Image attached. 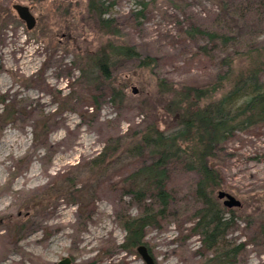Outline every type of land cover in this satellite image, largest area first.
<instances>
[{
	"label": "rangeland",
	"instance_id": "obj_1",
	"mask_svg": "<svg viewBox=\"0 0 264 264\" xmlns=\"http://www.w3.org/2000/svg\"><path fill=\"white\" fill-rule=\"evenodd\" d=\"M89 1L0 0V264H56L64 258L72 264H145L136 250L119 249L125 238L115 222L119 204L124 202L131 216L138 209L109 186L123 183L129 162L119 155L106 167L90 163L107 142L113 145L111 139L149 123L168 125L158 81L207 87L224 71L227 52L238 51L188 33L191 27L221 30L224 0H106L116 35L98 29ZM15 4L35 17L32 30L17 17ZM247 39L242 37V43ZM256 40L264 41V32ZM108 41L133 47L140 59L152 61L149 67L118 61L106 89L101 87L94 115L91 96L99 92L80 70ZM201 46L213 48L210 55ZM215 168L222 184L212 200L226 218L234 217L226 238L245 244L229 264H264V124L236 133ZM178 171L169 186L182 207L162 227L146 232L154 264H201L211 257L191 235L196 220L188 200L195 177ZM219 192L240 207H224ZM86 214L90 220L79 224Z\"/></svg>",
	"mask_w": 264,
	"mask_h": 264
},
{
	"label": "trees",
	"instance_id": "obj_2",
	"mask_svg": "<svg viewBox=\"0 0 264 264\" xmlns=\"http://www.w3.org/2000/svg\"><path fill=\"white\" fill-rule=\"evenodd\" d=\"M106 3V0H90L88 13L101 32L116 35L117 25L109 16L111 4ZM222 12L226 24L221 30L191 27L188 31L192 37L206 39L225 51L237 47L234 55L227 52L222 59V74L207 87L177 88L158 81L168 125L160 128L149 123L141 131L111 139L109 142H114L113 145L107 142L101 154L90 163L93 167H106L119 155L129 162L131 171L123 183L109 184L112 192L119 198H128L138 209V215L131 216L124 209L125 203L119 204L115 222L125 232L124 242L119 246L121 251L131 252L145 246L150 254L145 241L147 230L159 229L164 220L176 216L175 211L182 207V199L169 186L178 169L195 177L192 197L188 200L193 201L196 220L191 235L198 236L202 251L211 255L203 257L201 264H229L244 252V243L236 245L227 240L234 217L224 216L223 210L213 202L212 194L222 184L215 167L223 146L236 133L264 124V41L256 40L264 32V0H224ZM242 37L248 38L244 44ZM212 49L199 47L206 56ZM121 60L139 61L144 67H149L152 61L140 59L133 47L111 41L100 45L85 59L80 70L82 77L99 92L91 96L94 115L100 109L99 99L106 89L105 82L110 80L111 69ZM219 91L222 95L213 100ZM3 113L6 115L7 111ZM10 119L8 115L5 122ZM89 220L86 214L79 224L85 225Z\"/></svg>",
	"mask_w": 264,
	"mask_h": 264
},
{
	"label": "water",
	"instance_id": "obj_3",
	"mask_svg": "<svg viewBox=\"0 0 264 264\" xmlns=\"http://www.w3.org/2000/svg\"><path fill=\"white\" fill-rule=\"evenodd\" d=\"M62 1L67 2V1H74V0H62ZM12 9L15 11L19 20H21L25 24V27L27 30H32L36 26V19L31 14L28 7L15 4L12 6ZM217 199L221 200L222 205L226 207L227 209L240 207V203L237 200H235L232 196L225 194L223 192H219L217 194ZM136 252L142 258L145 264H154V260L149 255L145 246L137 247ZM56 264H72V262L69 258H64L60 260L59 262H57Z\"/></svg>",
	"mask_w": 264,
	"mask_h": 264
},
{
	"label": "flooded vegetation",
	"instance_id": "obj_4",
	"mask_svg": "<svg viewBox=\"0 0 264 264\" xmlns=\"http://www.w3.org/2000/svg\"><path fill=\"white\" fill-rule=\"evenodd\" d=\"M75 1V0H74ZM65 2V1H64ZM67 2H73V1H67Z\"/></svg>",
	"mask_w": 264,
	"mask_h": 264
}]
</instances>
